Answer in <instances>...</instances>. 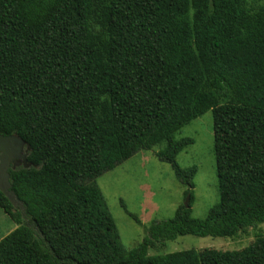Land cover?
Returning <instances> with one entry per match:
<instances>
[{
  "label": "trees",
  "instance_id": "obj_1",
  "mask_svg": "<svg viewBox=\"0 0 264 264\" xmlns=\"http://www.w3.org/2000/svg\"><path fill=\"white\" fill-rule=\"evenodd\" d=\"M212 110L219 201L192 216L197 166L184 125ZM0 134L29 145L11 166L23 205L0 264H264V234L238 251L149 255L183 235L236 237L264 224V0H0ZM188 186L189 207L120 241L97 177L141 150Z\"/></svg>",
  "mask_w": 264,
  "mask_h": 264
},
{
  "label": "rangeland",
  "instance_id": "obj_2",
  "mask_svg": "<svg viewBox=\"0 0 264 264\" xmlns=\"http://www.w3.org/2000/svg\"><path fill=\"white\" fill-rule=\"evenodd\" d=\"M213 125V113L208 110L175 134L176 139H194V143L178 154L177 162L185 169L197 166L191 203L192 216L196 218H205L219 201ZM164 147L162 143L150 150L138 151L96 179L116 221L120 241L128 250L144 242L153 222L172 218L177 208L187 201L188 186L176 177L171 164L157 155ZM14 226L11 217L0 207V239ZM257 234H264V224L236 237L183 235L174 240L155 241L149 246L148 254L164 255L191 248L200 253L211 249L238 251L253 243Z\"/></svg>",
  "mask_w": 264,
  "mask_h": 264
},
{
  "label": "water",
  "instance_id": "obj_3",
  "mask_svg": "<svg viewBox=\"0 0 264 264\" xmlns=\"http://www.w3.org/2000/svg\"><path fill=\"white\" fill-rule=\"evenodd\" d=\"M29 145L26 141L16 134L2 135L0 134V190L8 197L14 206H18L23 210L22 203L18 200L16 193L11 190L10 172L11 166L29 167L28 150ZM191 195L188 194L186 207H189Z\"/></svg>",
  "mask_w": 264,
  "mask_h": 264
},
{
  "label": "crops",
  "instance_id": "obj_4",
  "mask_svg": "<svg viewBox=\"0 0 264 264\" xmlns=\"http://www.w3.org/2000/svg\"><path fill=\"white\" fill-rule=\"evenodd\" d=\"M16 227H17V226H14V227L12 228V230H14Z\"/></svg>",
  "mask_w": 264,
  "mask_h": 264
}]
</instances>
